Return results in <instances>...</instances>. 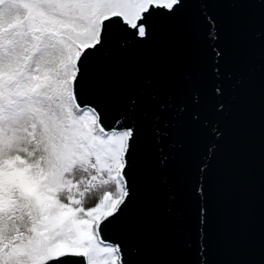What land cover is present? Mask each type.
<instances>
[{
	"label": "water",
	"instance_id": "obj_1",
	"mask_svg": "<svg viewBox=\"0 0 264 264\" xmlns=\"http://www.w3.org/2000/svg\"><path fill=\"white\" fill-rule=\"evenodd\" d=\"M149 24L113 29L85 72V99L135 129L107 239L131 264H264V0H183Z\"/></svg>",
	"mask_w": 264,
	"mask_h": 264
},
{
	"label": "snow or ice",
	"instance_id": "obj_2",
	"mask_svg": "<svg viewBox=\"0 0 264 264\" xmlns=\"http://www.w3.org/2000/svg\"><path fill=\"white\" fill-rule=\"evenodd\" d=\"M182 5L0 0V264H131L107 237L132 196L135 129L85 99V72L113 29L144 38Z\"/></svg>",
	"mask_w": 264,
	"mask_h": 264
}]
</instances>
